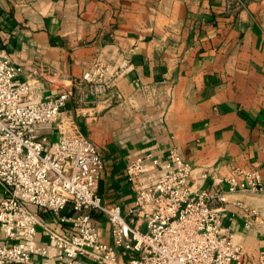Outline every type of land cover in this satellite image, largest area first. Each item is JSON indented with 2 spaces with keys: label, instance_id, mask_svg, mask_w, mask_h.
<instances>
[{
  "label": "crops",
  "instance_id": "crops-1",
  "mask_svg": "<svg viewBox=\"0 0 264 264\" xmlns=\"http://www.w3.org/2000/svg\"><path fill=\"white\" fill-rule=\"evenodd\" d=\"M0 49L23 67L22 80L34 68L46 72L44 90L34 84V94L71 93L66 115L105 162L98 195L128 222L135 194L127 167L147 153L166 159L177 147L197 191L214 190L235 167L258 169L264 181V0H0ZM96 61L115 75L103 94L81 80ZM40 135L48 149L58 143L55 125ZM263 199L264 192H239L216 205L253 255L264 250V234L246 222ZM30 209L41 220L33 244L48 249L36 261L61 264L48 230L66 235L67 228L52 212ZM73 214L71 207L62 213ZM92 217L111 245L107 217ZM138 257L120 254L117 264Z\"/></svg>",
  "mask_w": 264,
  "mask_h": 264
},
{
  "label": "built area",
  "instance_id": "built-area-1",
  "mask_svg": "<svg viewBox=\"0 0 264 264\" xmlns=\"http://www.w3.org/2000/svg\"><path fill=\"white\" fill-rule=\"evenodd\" d=\"M23 70L0 49V185L5 193L0 200V264H39L35 256L48 255L47 248L33 244L41 220L31 206L57 215L67 228L66 235L48 230L61 264H87L85 257L96 264H117L120 254L130 251L139 257L129 264H264V250L247 253L216 207L228 194L263 193L260 170L235 167L215 182L214 190L197 191L189 185L192 165L177 147L166 159L154 153L135 157L127 167L135 194L130 223L121 207L105 206L98 195L105 162L66 115L71 93L34 94V84L44 90L46 72L34 68L22 80ZM114 78L110 65L96 61L81 80L103 94L112 89ZM52 125L59 140L48 149L40 129ZM69 207L74 214L62 215ZM94 214L109 220L111 245L101 242ZM254 217L258 212L252 209L247 229ZM137 221H144L146 229Z\"/></svg>",
  "mask_w": 264,
  "mask_h": 264
},
{
  "label": "rangeland",
  "instance_id": "rangeland-1",
  "mask_svg": "<svg viewBox=\"0 0 264 264\" xmlns=\"http://www.w3.org/2000/svg\"><path fill=\"white\" fill-rule=\"evenodd\" d=\"M259 209L261 212L258 214V217L253 218L252 223H254V228L264 234V199L261 201V207Z\"/></svg>",
  "mask_w": 264,
  "mask_h": 264
}]
</instances>
